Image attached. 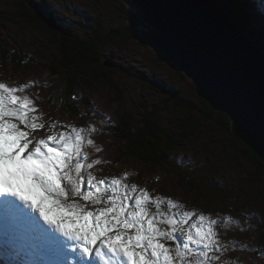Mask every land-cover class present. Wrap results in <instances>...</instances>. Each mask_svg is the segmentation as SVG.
Masks as SVG:
<instances>
[{
	"label": "rangeland",
	"instance_id": "obj_1",
	"mask_svg": "<svg viewBox=\"0 0 264 264\" xmlns=\"http://www.w3.org/2000/svg\"><path fill=\"white\" fill-rule=\"evenodd\" d=\"M252 1L215 0L219 10L223 14H225V11L228 15L225 14L228 20L236 21L233 18V11L240 10V8L244 13L256 17V19H251L248 24L244 21H236L239 27H244L241 30L245 37L247 36V30L252 34L259 32V30L262 31L260 15L252 12L248 7V5L253 6ZM2 7L5 11L3 16L5 18L9 17L10 20L5 21L2 18V22L0 23V44L2 45H0V51L5 49L3 44L8 42L15 50V59L20 58L26 63L32 61L31 59L36 61L41 58V64H36L37 66L32 71H26L27 77L23 74L15 73L12 66H0V83H6L12 87L27 85L26 91L21 93V95H27L34 101V105L38 109L37 114L41 118L40 122L45 124L44 129L37 130V134L40 135L38 139L47 138L53 131L58 130V127L54 129L50 127L53 124L57 126H69L71 123L79 126L77 128L84 129H88L90 125L95 126L97 131L91 136L95 146L90 147L85 145L83 149L84 153L88 156L87 163H93L96 160H100L101 162L109 161L114 157L113 151H116L118 144L116 142L118 140L110 133H107L108 130L107 128L104 129V127H108L114 123L116 112L115 107L110 105L108 101L109 89L103 84L92 80L89 81L87 78L82 77L75 78V84L71 82L73 84V88L71 89L73 93H70V102L65 105L67 107L58 106L54 103L57 88H60V84L64 79L68 80L67 75L69 73L66 72L68 69L60 67L59 72L62 74H60L62 81L60 79L55 80V86L53 80L46 76V73L42 71L41 67L43 62L51 64V62L65 59L67 52L62 47L61 37L63 34L71 37L80 36L84 40L89 39V35L98 37L100 39L97 45L100 51L98 59L101 62L105 61L104 65L106 67L114 68L115 70L121 64L123 65L120 66L123 70L118 76L116 75L117 78L115 79L120 83L123 90H125V102L127 107L132 109V113H137V115L142 116L144 113L142 112L144 111L142 109L143 105L148 108L160 105V108H162L163 105L166 106L167 103L169 104L168 97L171 94L172 85L178 86L181 90H185L187 95L192 96L191 93L194 91V88L191 85V81H189L190 79L180 74L176 65H174L176 67L174 68L171 66L172 63L170 65L165 62H160L161 58H165L162 57L161 53L155 47H141L137 40L133 41L137 34H134L131 29L127 28L128 14L125 9L129 10L130 15H137V17L142 18L140 28L145 25L146 19L145 17H140L136 9L126 6L123 0H4ZM39 10L42 11V15L38 12ZM13 15H16V17L14 18ZM35 16L40 18L44 24H39ZM137 20L139 19L133 17L134 26H137L135 24ZM27 22L32 24V27H28ZM124 24L127 27H122ZM245 25L249 26L247 30H245ZM256 26L259 30H257ZM246 39L248 41L250 40L247 37ZM147 43L151 45L150 42ZM153 51H156L159 57H156ZM1 54L0 52V60L3 59ZM257 58L261 63H264V59L260 56H257ZM183 77L187 81H183ZM191 79L198 87L192 77ZM12 82L15 83L12 84ZM54 86L56 88H51ZM65 88L66 86L62 87V91H66ZM197 98L211 109V105L206 100L200 96ZM132 102L135 104H132ZM63 109L68 114L83 115V118L79 119V122H83V125L81 126L73 122L68 116H58V113ZM171 109L172 111L165 110L163 116L167 119L164 120L168 122L163 123L162 126V129L166 133L172 134V130L168 128L169 122L180 121L181 126H185L182 127V130L190 136L196 133L194 126L198 125V133L192 137L195 140L189 139L183 143L184 146L189 148L188 153L191 160H183V163H180L187 168L197 167V165L205 168L199 171V178L196 181L197 184L203 185V188H200L202 189L201 193H208L209 197L203 195L208 201L204 205L197 203L194 199L193 206L211 211L214 201H222L217 199L221 195L219 189H232V192L238 191L245 196L240 198L241 205L236 202L240 206L241 211L238 213H240L243 222L239 220L238 215H235V219L236 222L244 225L243 230L250 237L248 239L252 241L246 240L244 235L236 227L234 231L239 232V240L235 241V237L232 236L229 239L232 243H223V245H227V250L222 249L220 264H264V237H262L264 232V212L261 209V206L264 207V204L255 203L254 199H252L254 188L250 185V179L255 176L252 167L242 162L238 151L236 152L233 149H237L235 145L233 148L229 147L228 137L219 133L221 138L219 136H216V138L206 132L204 133L205 125L209 122H216L217 115L212 120L210 117L197 111L196 114L192 115L194 123L191 121L186 123L182 121L188 118L185 114L178 112L172 107ZM108 121L112 123L110 124ZM175 127L177 126L175 125ZM101 130H103V134ZM213 139H219L220 144L214 142ZM114 143H116V146ZM186 152V149H183L180 153H176L187 156L188 154ZM234 153L239 158L235 157ZM236 158L241 161L238 162ZM166 159L170 161L169 158ZM125 162L129 164L113 166L107 172L114 174V171H120L126 184L129 186L136 185L138 192L141 189H146L151 199L159 197L157 193L165 194L159 197L161 199L172 198L175 197L176 191L180 190L181 192H185L188 188L183 182L174 184L175 182L167 177L160 166L159 168H149L143 171L141 167L142 163L139 159H136L137 164L135 165H133L130 159H126ZM169 167L171 169V176H173L172 170L175 167L173 165ZM207 167H209L210 171ZM90 171L99 178L112 175H107V173L98 174L97 165H94ZM211 177L214 181L213 186L209 183ZM129 178L133 179L130 184L128 183ZM111 179L116 178L112 175L110 177ZM124 180H122L123 183ZM260 185H262V182ZM205 187H210V189H206ZM195 189H193L194 196H197L196 198L199 202H203V198L201 200L198 197V192L200 191L198 188ZM78 202L85 203L80 199H78ZM255 208H257L259 219H256L254 223L252 218L246 220V217L242 213H249ZM151 212L155 213V210ZM259 236L262 237V245L256 247L255 240ZM247 243L250 244L249 248H245ZM166 246L172 247L170 243Z\"/></svg>",
	"mask_w": 264,
	"mask_h": 264
},
{
	"label": "snow or ice",
	"instance_id": "obj_2",
	"mask_svg": "<svg viewBox=\"0 0 264 264\" xmlns=\"http://www.w3.org/2000/svg\"><path fill=\"white\" fill-rule=\"evenodd\" d=\"M260 17L264 32V8ZM26 88L0 83V264H220L227 245L214 229L240 222L199 215L185 229L196 213L166 216L162 204H179L98 179L90 169L101 161L83 151L95 126L37 140L45 124Z\"/></svg>",
	"mask_w": 264,
	"mask_h": 264
},
{
	"label": "water",
	"instance_id": "obj_3",
	"mask_svg": "<svg viewBox=\"0 0 264 264\" xmlns=\"http://www.w3.org/2000/svg\"><path fill=\"white\" fill-rule=\"evenodd\" d=\"M123 1L150 23L151 32L131 29L135 40L145 47L152 42L159 52L163 48L167 59L193 78L196 94L225 113L232 133L264 162V63L215 0Z\"/></svg>",
	"mask_w": 264,
	"mask_h": 264
},
{
	"label": "trees",
	"instance_id": "obj_4",
	"mask_svg": "<svg viewBox=\"0 0 264 264\" xmlns=\"http://www.w3.org/2000/svg\"><path fill=\"white\" fill-rule=\"evenodd\" d=\"M3 1L4 0H0V23L2 22V18L5 19V21L10 20L9 17L5 18L3 16L5 12L2 7ZM38 12L41 14L42 11L39 10ZM126 13L128 14V28L140 30V27L134 26L133 17L139 19L135 24H140L142 18L137 17V15H130V12L127 10ZM254 13H257V11H254ZM139 16L142 17L144 15ZM13 17L15 18L16 15H13ZM35 17L34 18L38 21L39 24H44V22L41 21L40 18H38L37 16ZM233 18L236 21H244L246 23H248L251 19H254V17L250 16L248 13H244L241 8L240 10L233 11ZM236 21H234L235 24L237 23ZM26 24L28 27H32V24H30L29 22H27ZM122 27L127 26L124 24L122 25ZM148 27L149 25L146 22L142 28ZM239 28L243 29L244 27ZM247 29L248 28L246 27L245 30ZM246 37L249 38L253 43L255 42L258 45V48L261 49L262 47V50L264 51L263 32L252 34L247 30ZM61 40L62 47L65 48L67 52V56L65 57V59L57 60L53 63L51 62V64L48 63V65L42 64V71H44L47 76L53 80L55 86V80L60 79V67L68 69V71H66L69 73L67 75L68 80L64 79V81H62L60 79L62 83L60 84V88L59 90L57 89V93L54 96V103L58 106H65L69 104L71 94L73 93L71 89L73 88V84H75V78L77 77L87 78L89 81L92 80L99 84H103L107 89H109L110 94L108 101L110 102V105L115 107L116 115L114 123L107 127V133H110L114 138H117L118 140V142H116L118 143L117 146L116 143H114L117 148V156L128 157L134 162H136V159H139L142 164L147 166L146 169H155L165 164V162L167 161L166 158L169 153L177 154L180 153L183 149H186V151L189 152V148L187 146H184L183 143L189 139L195 140V138L192 137L198 133V125L194 126L196 133L190 136L182 130V127L185 126H181L180 121H173L169 122L168 125V128L172 130V134L166 133V131L162 129V126L163 123L168 122L165 121L167 119H165L163 116L165 110L172 111L171 107L188 117L187 120H182L186 123H189L190 121L194 123V120H192V115L196 114L197 111H200V113L210 117L212 120L217 115L216 122L213 121L209 123H213L220 130L223 129L224 131H228L230 133L231 122L226 114L216 112L212 108L210 109L209 107H207L204 102L198 100L195 91L192 92V96H189L184 94L182 90L175 89L173 86L172 87L174 88V90L171 91V94L168 97L169 104L167 103L166 106L163 105V107L160 108L159 105L153 107L151 106V108H148L147 106L143 105L142 109L144 111L142 112L144 113L142 116L137 115V113H132V109L128 108L125 102V90H123L120 83L115 79L123 70L120 67L123 65L121 64L118 69L115 70L114 68L106 67L104 65L105 61L101 62L98 59L100 51L98 50L97 45L100 42V39L98 37L89 35V39L84 40L80 36L71 37L63 34ZM11 50L12 49H9V51H7L5 49H2L0 51L2 54H4H1V57L3 58L2 61L4 63H14V65L16 66H21L23 60H21L20 58L15 59L14 54L10 52ZM36 64L38 63H36L35 61H28L27 66L35 67L37 66ZM55 86L51 88H56ZM65 86L66 91H62V87ZM132 104L135 103L132 102ZM58 116H68L73 120H79L80 118H83V115L80 114H68L64 111V109L58 113ZM174 124L177 127H175ZM242 148H245L246 151L241 150V156L239 155L240 159L243 163H248L247 165L252 167L253 172L255 173V176L250 179V185L254 188L252 199H254L255 203L264 204V162L258 155L254 154L247 147L241 146V149ZM119 163L120 159L117 160L114 164H109V166H117ZM179 168L180 169L174 168V170H172L173 176L170 179H173L174 182L177 181L185 183V185H187L188 187L185 191L189 192V194L192 195H194L193 189L198 188V190L200 191L198 192V197L202 200L203 194L201 193L200 188H203V185H199V183L197 184L196 181V179L199 178V170H197L196 168ZM261 182L262 185H260ZM178 191L181 192L180 190ZM186 192L181 193L186 194ZM221 194L223 196L221 203H224V206L235 207L236 202L240 199L236 197L235 193H232L230 189H222ZM261 209L264 212V207L261 206ZM262 237H264V232Z\"/></svg>",
	"mask_w": 264,
	"mask_h": 264
},
{
	"label": "bare ground",
	"instance_id": "obj_5",
	"mask_svg": "<svg viewBox=\"0 0 264 264\" xmlns=\"http://www.w3.org/2000/svg\"><path fill=\"white\" fill-rule=\"evenodd\" d=\"M118 20V19H117ZM228 20V19H227ZM230 22H231V24H233V25H236L237 26V24H235L234 22H232L231 20H229ZM147 24L149 25V27L148 28H143L144 30H146V31H148V32H151V29H150V23H148L147 22ZM234 28V27H233ZM157 32H159V31H157ZM135 41V40H134ZM244 42L246 43V45L250 48V49H252L253 51H256V52H258V53H260L261 54V58L262 59H264V53H263V51L260 49V48H258V45L254 42H249V41H247L246 40V38H244ZM139 43V42H138ZM140 44V43H139ZM150 44H151V46H153L154 47V45H153V43L152 42H150ZM141 45V44H140ZM141 47H145L144 45H141ZM162 52H160L161 53V55H162V57H164L165 59H163V58H161L160 59V62H165V63H168V64H170L171 65V61L169 60V59H167V56H166V52H165V50L163 49V48H159ZM153 53H155V55H156V57H159V56H157V53H156V51H153ZM256 55V54H255ZM122 56V55H121ZM256 56H259V55H256ZM171 66H173L174 68H176L174 65H173V63H172V65ZM178 72L180 73V74H182V75H184L185 77H188L190 80L189 81H191V85H192V87L194 88V91H195V93H196V89H195V84L193 83V81H192V79H191V77L189 76V74L186 72V71H183L182 69H180V68H178ZM185 77H183V81H187V79L185 78ZM197 95V94H196ZM197 97H198V95H197ZM206 128H204L205 130H204V133L206 132V133H208V134H210V135H212L213 137H216V136H219L220 138H221V136H220V134H223L224 136H226V137H228V140H229V147H232L233 148V146L235 145L236 147H237V149H235V148H233L236 152L238 151V154L241 156V151H240V149H241V146H245V147H248V148H250V149H252L250 146H248L246 143H245V141L244 140H242L241 138H239L238 136H236V135H234L233 133H232V125H231V127H230V133L228 132V131H224L223 129H219L217 126H215L213 123H207L206 125ZM224 132V133H223ZM220 133V134H219ZM217 138V137H216ZM213 141L214 142H216V143H219L220 144V141H219V139H213ZM231 145V146H230ZM229 147H227V148H229ZM242 150L243 151H246V149L245 148H242ZM253 150V149H252ZM251 150V151H252ZM235 152V153H236ZM252 152H255L254 150L252 151ZM234 153V156L235 157H237V158H239V156H237L236 154ZM236 158V160H238V161H240L239 159H237ZM52 259H54L53 257H51Z\"/></svg>",
	"mask_w": 264,
	"mask_h": 264
},
{
	"label": "flooded vegetation",
	"instance_id": "obj_6",
	"mask_svg": "<svg viewBox=\"0 0 264 264\" xmlns=\"http://www.w3.org/2000/svg\"><path fill=\"white\" fill-rule=\"evenodd\" d=\"M237 195H238L240 198L244 196V194H241V193H239V192H238ZM259 238H260V239H259ZM259 238L257 237V239H256V244H258L260 241H262V237L259 236Z\"/></svg>",
	"mask_w": 264,
	"mask_h": 264
}]
</instances>
